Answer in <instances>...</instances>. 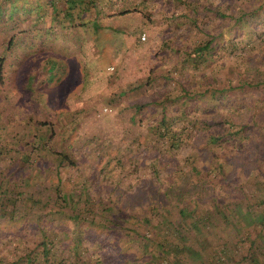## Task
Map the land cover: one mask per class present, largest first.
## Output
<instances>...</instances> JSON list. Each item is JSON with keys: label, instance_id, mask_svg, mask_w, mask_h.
<instances>
[{"label": "rangeland", "instance_id": "374dc122", "mask_svg": "<svg viewBox=\"0 0 264 264\" xmlns=\"http://www.w3.org/2000/svg\"><path fill=\"white\" fill-rule=\"evenodd\" d=\"M54 3L0 21V264H264V0Z\"/></svg>", "mask_w": 264, "mask_h": 264}, {"label": "trees", "instance_id": "16d2710c", "mask_svg": "<svg viewBox=\"0 0 264 264\" xmlns=\"http://www.w3.org/2000/svg\"><path fill=\"white\" fill-rule=\"evenodd\" d=\"M54 1L55 0H46L44 3V0L42 2L40 0H35L32 4H30L28 0H24V1L23 0H8L7 1V3L9 4L8 8L7 6H0V21L4 23L6 26H8L7 28L12 30V29L17 28L18 19H20V21L22 22L24 17L31 16L32 14H35V13L36 14L38 13L39 17L42 19L43 11H46L47 8H50V6L53 8V11L55 12L54 14L59 13L58 9L56 8L57 7L56 3H54ZM60 2H64V7H62V11H61V13H63L62 19L66 18L69 21L76 20V18L82 19L83 15L87 13L86 11L81 10V7L85 6V0H60ZM90 3L92 6H94L93 1H91ZM9 9H10V12L8 13L7 10ZM16 16H18L17 21H16ZM37 20H36L37 23H41L43 19L41 21H37ZM54 20H57V19L56 18L52 19L51 21L52 24L49 27V29L51 28L50 33L54 29V24H57L54 22ZM94 24L95 23H91L89 25L93 26ZM17 39L18 37H14V36L11 37L10 41L8 42L7 53L12 54L14 50V46L17 43ZM218 47H219V44L214 38H212L208 43L198 48L196 51V54L198 55V57L199 55H202L203 57L205 56L206 53L210 51L213 52ZM7 60H8V57L6 56L3 58L0 57V81L3 79L5 64ZM47 72H48L49 77L51 78V76L55 75L56 73L55 66H50L49 68L46 67V69H44V73L47 74ZM176 231L178 232L176 233L177 235L181 234L180 229ZM175 245L179 246L177 243H173V247ZM252 254L254 257L253 250H252Z\"/></svg>", "mask_w": 264, "mask_h": 264}, {"label": "built area", "instance_id": "2783aa9c", "mask_svg": "<svg viewBox=\"0 0 264 264\" xmlns=\"http://www.w3.org/2000/svg\"><path fill=\"white\" fill-rule=\"evenodd\" d=\"M143 39H145V38H143ZM108 111V109L106 110V112Z\"/></svg>", "mask_w": 264, "mask_h": 264}]
</instances>
